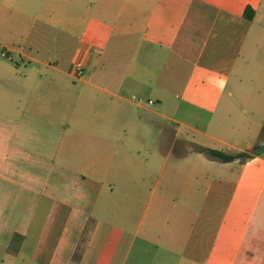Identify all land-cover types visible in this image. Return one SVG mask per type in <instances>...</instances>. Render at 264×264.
Segmentation results:
<instances>
[{"label": "crops", "instance_id": "crops-1", "mask_svg": "<svg viewBox=\"0 0 264 264\" xmlns=\"http://www.w3.org/2000/svg\"><path fill=\"white\" fill-rule=\"evenodd\" d=\"M263 51L264 0H0V264H262L264 155L197 147Z\"/></svg>", "mask_w": 264, "mask_h": 264}, {"label": "rangeland", "instance_id": "rangeland-1", "mask_svg": "<svg viewBox=\"0 0 264 264\" xmlns=\"http://www.w3.org/2000/svg\"><path fill=\"white\" fill-rule=\"evenodd\" d=\"M257 64L255 65V67L252 68V70L250 71V73L248 74L246 79L243 81V86H242L240 92L238 93L237 102H235L233 104L232 110L229 113H227L226 112L227 109L224 108L223 111L220 112V116L225 117L227 122L232 124V125H235L236 121H240L241 119H243L241 109H243L244 106L245 107L247 106L249 108L251 103H252V98H253L251 96V94H252V92H251L252 91V79H250L249 77H253L255 75V73H257V70L260 69V66ZM261 72L264 73V68L261 69ZM235 82H236V80L232 79L230 82V85H229V89L231 91H234V92L237 91V89L235 87ZM261 95H262L261 96L262 100L261 99L260 100L264 101V93H262ZM246 115L248 118L249 117H251L252 119L254 118V116L249 112ZM262 124L264 125V120L262 121ZM237 135L238 136H236L233 139V143L236 145L240 144V145L244 146V144H245L244 142L250 138L249 134H243V135L237 134ZM261 144H264V128H263L261 137L258 141V145L260 146ZM249 151H252V149ZM258 152H261V154L264 155V147L259 148ZM226 194H228V193H226Z\"/></svg>", "mask_w": 264, "mask_h": 264}, {"label": "trees", "instance_id": "trees-1", "mask_svg": "<svg viewBox=\"0 0 264 264\" xmlns=\"http://www.w3.org/2000/svg\"><path fill=\"white\" fill-rule=\"evenodd\" d=\"M261 148V145L259 146L258 144H256L252 151L250 152H239V153H227L225 151L222 150H217V149H211V148H206V147H197V151L199 152H203L206 153L212 157L218 158L220 160H223L225 162H230L233 161L235 159H240L241 161H245L247 158L252 157L255 154H258V149ZM19 236H15V238L13 239V245L14 243H18L21 240V237H19L20 239L18 240ZM262 264H264V257H263V261Z\"/></svg>", "mask_w": 264, "mask_h": 264}, {"label": "built area", "instance_id": "built-area-1", "mask_svg": "<svg viewBox=\"0 0 264 264\" xmlns=\"http://www.w3.org/2000/svg\"><path fill=\"white\" fill-rule=\"evenodd\" d=\"M3 55H6V53H4ZM77 72H78V74H82V67H81V65H78V67H77ZM152 101H150V103H151Z\"/></svg>", "mask_w": 264, "mask_h": 264}]
</instances>
